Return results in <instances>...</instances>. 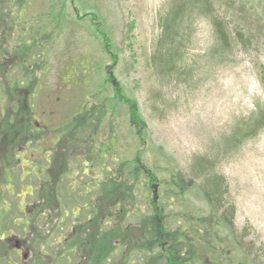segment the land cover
<instances>
[{
  "label": "rangeland",
  "instance_id": "rangeland-1",
  "mask_svg": "<svg viewBox=\"0 0 264 264\" xmlns=\"http://www.w3.org/2000/svg\"><path fill=\"white\" fill-rule=\"evenodd\" d=\"M226 1L230 50H217L211 24L198 18L182 71L160 78L150 57L166 0H64L48 22L40 16L55 0H27L20 9H28L30 22L22 32L13 25L16 12L0 15V127L17 124L21 129V123L9 120L21 118L23 105L16 103L22 87L37 130L28 137L21 131L6 137L16 146L17 170L9 172L0 156V264H64L57 256L72 245L67 241L72 218L60 210L84 199L75 184L93 185V206L103 218L96 226L107 232L93 247V264H107L111 254L109 264H146L149 254L143 250L130 259L132 249L143 247L137 237L146 216L156 212L164 231L179 227L190 233L187 220L192 228L194 221L212 225L210 208L197 188L179 198L170 192L172 173L192 175L199 155L213 157L215 170L224 175L234 230H245L247 248L264 263V129L239 145L218 146L264 98V0ZM100 25L108 34L106 48ZM39 26L43 29L36 36L33 27ZM238 28L248 34L247 41H236L232 32ZM30 49L36 56L25 58ZM76 60L84 71L73 68ZM20 77L26 86L17 83ZM125 97L135 102L133 113L146 121L147 129L138 136L131 137ZM84 106L93 114L88 121L69 120ZM105 142L113 150L97 166L93 149ZM89 149L91 162L84 161ZM141 160L152 168L146 169L149 176L141 174ZM111 179L122 184L115 192L108 185ZM95 180L102 185L97 187ZM55 196L62 199V208L51 206ZM118 229L120 235L109 233ZM208 235L222 240L214 229ZM212 243L198 244L192 264H208L219 248L225 250L224 259L234 256L230 241L223 238V248H212ZM69 264L77 263L72 259Z\"/></svg>",
  "mask_w": 264,
  "mask_h": 264
},
{
  "label": "trees",
  "instance_id": "trees-1",
  "mask_svg": "<svg viewBox=\"0 0 264 264\" xmlns=\"http://www.w3.org/2000/svg\"><path fill=\"white\" fill-rule=\"evenodd\" d=\"M63 1L64 0H59V2H57V0H55V3H53L49 7L48 12L41 14L40 17H45L47 22L55 18V13L57 10H59L58 5ZM8 2L14 3L12 5H9ZM26 2L27 0H0V15L5 13H9L12 15L13 12L17 13V21H13V25L15 30H18L19 32L23 31L22 27L24 28L27 22H30V19L27 18V15H29V11L28 14H26V11L28 9H20L25 5ZM224 7H226V10ZM227 7L229 8L230 6L226 0H166L165 6L157 16L159 35L155 40L153 51L150 57V65L156 69V76H158L159 78L162 75L175 77L176 74L182 71V60L185 58L186 49L188 48V45L194 33V22L198 18H204L211 24L212 30L218 42L217 50L222 49L223 52H228L230 50L232 40L228 21L226 20ZM85 13L87 14L92 12ZM60 14L61 12L57 13V15ZM232 15L233 14H230V17ZM94 17L96 18V15H94ZM78 18H80V16H78ZM96 19L98 21V18ZM33 28L36 29L35 35L37 36L38 33L42 32L41 29H43V26ZM97 31L101 35L102 41L106 48V44L107 46L110 45L109 43H107L109 40V38L107 37L108 34L101 27V25L97 27ZM243 32L244 31L239 28L236 29V33L232 32L236 37V41H247L245 39H247L246 37H248V34L244 35ZM35 56L36 55L33 54L30 49L29 55L25 58H31ZM79 62L83 63L81 60H76L74 61L72 66L75 70L80 69V72H82L84 70L83 68H79ZM16 81L17 83L19 82V85L26 86V83L23 84L25 82L23 78L20 77ZM25 91L26 88L20 87V93L18 94L16 103V106L18 105V103L19 105L20 103L21 105H23L22 107L17 106L21 107L20 112L18 113L21 118H17L16 116V120L11 121L12 119L14 120V118H11L14 117V115L10 116L11 120L8 119L10 124L14 122L21 123V129L17 124L9 125L7 128L4 124L3 128L0 127V156H3L2 162L4 163V167L9 172L17 170V166L14 167V164L17 160V155L14 142H12V139L8 138L15 137L16 134L20 131L23 132L22 137L34 135V132L37 131L33 128L32 122L30 121L32 108L31 104L27 101V98H25L26 95L22 93H25ZM31 91L32 93L28 94V96L32 99L36 91L35 89ZM94 95L95 94H93L92 96ZM2 96V91H0V97ZM124 101H127L131 110V114L129 116V123L130 127L132 128L131 137L138 136L141 130L147 129L146 121L141 114L136 113V110L133 113V107L135 105V102L133 100L131 101L130 99L125 97ZM91 115L93 114L91 113L89 108H86L84 106L80 111H78V114L72 115L69 120H74L76 117H78L85 122L88 121V116ZM64 124L62 123V125ZM61 127L62 130H64V126H60V128ZM263 129L264 98L261 103H257L255 105L254 109L247 116L242 117L236 123L233 129L224 137L222 143H220L218 146L221 147V145H223L227 147L230 145H239L240 143H243L244 141L255 137ZM95 133H97V131L93 129V135ZM90 138L92 141H94L93 136H91ZM30 141L31 139H29L28 144L30 143ZM112 150L113 147L111 142H105V144L103 145L97 144V147L93 149V155L99 159V162L94 161L93 163H95L97 166H101L100 160L103 157L108 156ZM87 151L88 152L85 156L84 161L90 160L91 162L90 149ZM135 159H140L139 154ZM214 162L215 161L213 160V157L208 155H199L195 157L192 164V175L187 176L185 172L179 170L172 173L171 179L174 183L171 186L172 189L170 191L174 195V197L179 198L183 196L184 193H186L189 189L197 188L210 208L212 225H210V223L194 221L195 227L192 228L190 224L191 222H189L190 220H187L190 227V233L186 234L183 230L179 229V227L175 228L172 231H164V226L159 221V218L157 217L158 215L155 212V214L148 215L143 219V222L140 225V227L142 228V232L137 237L139 244L141 246L143 245V247H141L140 249H132L130 259H132L133 254L136 255L138 251V254H140L141 250H143L142 252L149 254V256L146 258V264H192L193 259L196 258L197 251L195 252V248L198 247V244L206 245V243H210V241H212L214 242L210 245L212 248L216 247L217 245L219 247L222 246L223 248V245L226 246V243L221 245L224 238V241H230V243H232V245L234 246V256H232V258H229L228 260L227 258L224 259L225 250L219 248V251L215 255L211 256L208 264H264L261 258L253 255V252L249 250L250 247L247 248L245 241V237L247 234L245 230H243V232L234 230V205L232 203H229L228 199L226 198V195L228 194L227 182L224 175L215 170ZM140 164L141 166H143L141 172L143 177L147 175L149 176L146 169L152 170V168L148 164H146L144 160H141ZM129 171L132 170L129 169ZM31 177H33V181L37 179L35 177V174H32ZM90 179H92V177ZM114 180L115 179L109 180L110 183L108 185H111L112 189L115 192V189H117L118 186H122V184H117ZM93 184L97 185V187H100V185H102L100 184V180H95ZM75 185L77 186V189L82 192V194L79 196H82L85 201H83L84 199L77 201V203L70 208H68L64 204L66 206V208H64L67 211H64L63 209L60 210L61 213L65 214L63 217H67V215L71 213L72 238L71 240L69 239L67 241H71L72 245L70 246V249L66 248L65 250L59 252L57 260L59 259V262H63L64 264H69L72 259H75L77 264H81V262L93 264V254L97 251V249L93 251V247L98 246V241L103 242L101 238L105 237L107 232H101L96 226L103 220V218L97 208L93 206V185L90 184V188L82 185ZM51 202L52 207L57 206L59 208H62V199H60L58 196H55ZM70 209H72V212L69 211ZM68 220L69 219L67 218L65 221ZM25 226L26 223H24L23 229ZM213 229L221 235L222 240L218 241L216 239H212V237L209 238L208 233ZM2 232L3 231L0 227V233ZM114 232L115 234L120 235L119 229L109 231V233L111 234H114ZM249 244L252 247V241L249 242ZM159 248H162V251ZM193 253H195V255L193 259L190 260ZM111 257L112 254L109 255L108 259H106V261L108 262L107 264H109ZM77 260L79 262H77ZM33 261L35 262L34 259ZM36 261H39L38 257L36 258ZM129 262L130 260L127 264H129ZM102 264L105 263L103 262Z\"/></svg>",
  "mask_w": 264,
  "mask_h": 264
}]
</instances>
